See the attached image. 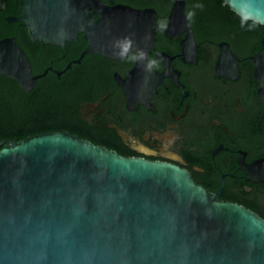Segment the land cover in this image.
Wrapping results in <instances>:
<instances>
[{
    "label": "water",
    "instance_id": "water-1",
    "mask_svg": "<svg viewBox=\"0 0 264 264\" xmlns=\"http://www.w3.org/2000/svg\"><path fill=\"white\" fill-rule=\"evenodd\" d=\"M224 4L264 25V0ZM169 19L171 31L191 32L189 57L186 0L174 2ZM8 20L45 44L65 45L81 30L88 40L81 57L138 51L136 68L148 66L158 28L155 8L106 0H21ZM252 59L264 100V49ZM227 66L238 67L228 44L218 60ZM0 75L31 91L44 74L5 37ZM258 166L264 159L250 172ZM0 264H264V217L221 199L180 165L125 156L68 130L0 138Z\"/></svg>",
    "mask_w": 264,
    "mask_h": 264
},
{
    "label": "flooded vegetation",
    "instance_id": "flooded-vegetation-1",
    "mask_svg": "<svg viewBox=\"0 0 264 264\" xmlns=\"http://www.w3.org/2000/svg\"><path fill=\"white\" fill-rule=\"evenodd\" d=\"M175 1L159 11L106 0L156 9L158 28L147 67L136 68L138 51L121 58L97 52L81 57L88 43L81 30L65 45L33 41L24 23L8 20L19 15L21 0L16 10L0 0V39L18 41L33 73L44 74L38 82L75 74L83 90L78 113L85 138L125 156L180 165L221 199L264 217V167L250 172L264 159V100L252 59L264 49V34L259 37L257 28L217 9V0H186L195 40L187 57L191 32L169 28ZM227 44L238 61L236 72L218 67Z\"/></svg>",
    "mask_w": 264,
    "mask_h": 264
},
{
    "label": "trees",
    "instance_id": "trees-1",
    "mask_svg": "<svg viewBox=\"0 0 264 264\" xmlns=\"http://www.w3.org/2000/svg\"><path fill=\"white\" fill-rule=\"evenodd\" d=\"M111 1V0H107ZM136 5H152L159 11L167 9L174 0H128ZM201 0H194L200 4ZM16 10L19 0H9ZM224 0H217V9L238 17L264 34V25L242 18ZM82 87L75 74L58 79H40L36 87L27 91L6 75H0V138L22 139L29 135L68 130L85 138L84 121L78 113Z\"/></svg>",
    "mask_w": 264,
    "mask_h": 264
}]
</instances>
